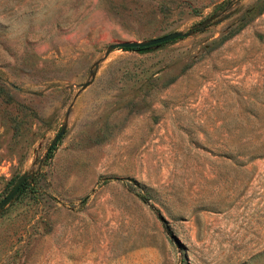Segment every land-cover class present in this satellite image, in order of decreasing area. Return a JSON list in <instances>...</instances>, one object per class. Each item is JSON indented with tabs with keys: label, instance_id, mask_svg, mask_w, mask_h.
I'll return each mask as SVG.
<instances>
[{
	"label": "rangeland",
	"instance_id": "1",
	"mask_svg": "<svg viewBox=\"0 0 264 264\" xmlns=\"http://www.w3.org/2000/svg\"><path fill=\"white\" fill-rule=\"evenodd\" d=\"M23 172L0 264H264V0H0V199Z\"/></svg>",
	"mask_w": 264,
	"mask_h": 264
},
{
	"label": "water",
	"instance_id": "2",
	"mask_svg": "<svg viewBox=\"0 0 264 264\" xmlns=\"http://www.w3.org/2000/svg\"><path fill=\"white\" fill-rule=\"evenodd\" d=\"M226 15H224V17ZM209 20L210 18H206L205 20L195 24L194 26H192L185 32L171 31V32H167L162 35L151 37V38L144 39V40H123V41L110 43L107 45L105 53H107L109 50H111L114 47L139 48V49L149 48L151 46H155L160 43L167 42V41H170L178 37L189 35L191 32L201 29ZM64 129H65V125H61L58 131L56 132L55 136L53 137L52 141L49 143L46 149V152L49 150L50 146L55 141H57V139H59V137L63 134ZM26 178H27L26 172H23L22 174H20L19 177L16 179L15 183L13 184V186L11 187V189L0 199V211L3 210L4 207L17 195L20 187L25 182Z\"/></svg>",
	"mask_w": 264,
	"mask_h": 264
},
{
	"label": "trees",
	"instance_id": "3",
	"mask_svg": "<svg viewBox=\"0 0 264 264\" xmlns=\"http://www.w3.org/2000/svg\"><path fill=\"white\" fill-rule=\"evenodd\" d=\"M174 40H175V39L170 40V41H168V42H172V41H174ZM160 44H164V43H160ZM122 49H124V50H136V49H139V48H122ZM23 184H24V183H23ZM23 184H22V186L20 187L18 193L22 190V188H23ZM138 196H139V198H140L142 201H146V198H145L143 195L138 194Z\"/></svg>",
	"mask_w": 264,
	"mask_h": 264
}]
</instances>
